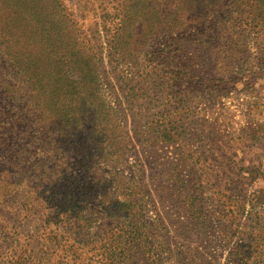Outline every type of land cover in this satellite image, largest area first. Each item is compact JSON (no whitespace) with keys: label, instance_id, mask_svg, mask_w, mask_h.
<instances>
[{"label":"rangeland","instance_id":"1","mask_svg":"<svg viewBox=\"0 0 264 264\" xmlns=\"http://www.w3.org/2000/svg\"><path fill=\"white\" fill-rule=\"evenodd\" d=\"M237 1L226 55L234 0H0V264H109L123 194L143 250L264 264V0Z\"/></svg>","mask_w":264,"mask_h":264},{"label":"trees","instance_id":"2","mask_svg":"<svg viewBox=\"0 0 264 264\" xmlns=\"http://www.w3.org/2000/svg\"><path fill=\"white\" fill-rule=\"evenodd\" d=\"M248 11L249 8H246L243 3L241 4L237 0H234V2L223 4L219 10L212 13L213 18L211 20V27H213L214 29L212 28L211 30H213L214 33L205 38L204 40L206 41L203 40V44L207 45L210 44L211 41H214V48H218L220 53H228V50H233L234 42H231L230 39L232 38L233 34L237 33L235 31V24L236 22H239L240 25L243 23L244 28L242 30L246 31L247 16H245V14H247ZM258 24L259 23H257L256 26H258ZM203 55L205 59H210V57L211 59L214 57L218 59V57L220 56L209 51V49H207L206 53ZM226 55L230 54L228 53ZM225 58L227 60L228 56H225ZM208 62L210 61L208 60ZM204 69L210 71L209 68L206 67V65ZM190 71L193 72V70ZM123 197H125V201H116V205L122 206L119 211H123V215L130 220L129 223H127V227L129 226L131 229L128 228V230L125 232L123 240L124 247L120 249V252L122 253L120 257H117L116 255L118 253V250H113L117 253H109L108 255H106L105 260L109 261V264H166L167 259L168 264H181V261L178 260L179 257L176 258L174 256L175 262L170 259L169 251H167V256L164 257V252L143 250L142 248H140L142 227L141 225H139V217L135 218V213H137V210H134L132 212L130 208H127V206L132 203H136L137 205V199H133V197L128 194H123ZM261 226L262 222L261 220H259V222L257 223V229ZM243 241L246 242V245L244 244V246L247 249H250L252 245L254 246V243L251 244L248 238H244ZM258 244L259 243L257 242L256 245ZM247 254L248 251L245 252V257L240 260L239 264H253L249 262L250 258H247Z\"/></svg>","mask_w":264,"mask_h":264}]
</instances>
